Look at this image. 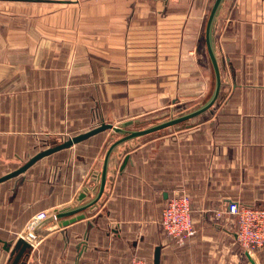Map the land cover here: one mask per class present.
<instances>
[{"label": "crops", "instance_id": "1", "mask_svg": "<svg viewBox=\"0 0 264 264\" xmlns=\"http://www.w3.org/2000/svg\"><path fill=\"white\" fill-rule=\"evenodd\" d=\"M230 1L218 10L213 44L231 88L202 120L118 145L100 200L43 228L20 264H153L156 247L159 264H252L233 219L213 217L228 201L264 206V0ZM224 17L236 22L218 24ZM202 19L197 0H0V176L49 136L101 122L132 120L133 129L179 94L203 92L205 101L213 75L205 41L203 73L194 51ZM119 137L98 132L0 182V264L39 213L93 196ZM179 193L195 228L180 244L160 227ZM248 254L264 264V248Z\"/></svg>", "mask_w": 264, "mask_h": 264}, {"label": "water", "instance_id": "2", "mask_svg": "<svg viewBox=\"0 0 264 264\" xmlns=\"http://www.w3.org/2000/svg\"><path fill=\"white\" fill-rule=\"evenodd\" d=\"M222 2L223 0L213 1L211 8L209 10V13L207 15V18H206V22H205L204 41H205L207 56L209 58L212 71H213L214 82H213V88H212V91L209 97L201 105L185 113L172 116L166 120L156 122L142 129L128 128L132 124L133 122L132 120L124 121L119 125H113L112 123H109V122H101L99 125L83 133L73 135L59 143L53 144L51 146H48L42 149L41 151H38L33 156H31L25 163H23L21 166L0 176V182H3L12 177H15L21 174L22 172H24L27 168H29L32 164H34L36 161H38L42 157H45L63 148L70 147L78 142H81L82 140H85L86 138L98 132L105 131V130H111L112 133H116L120 135L119 138L115 139L114 141L110 143V145L105 151L104 158L102 161L101 171L98 176V181H99L98 187L96 188V191L94 192L93 196L87 201H85L84 203L55 211V213H52L51 215H46L44 218L36 221L24 235L18 237L15 240V242L13 243L12 246H10V248L6 247V249L10 250L9 264H20L21 263L24 255L31 248L33 239L37 236V234L43 228L51 225L54 222L56 223L59 220L64 221L66 220L65 218H73L74 216L81 214L83 211L93 207L98 202V200H100V198L103 195L104 188H105L110 155L118 145L126 141L135 139L137 137L149 135L154 132L160 131L164 128L172 127L179 123L186 122L194 118L195 116L203 113L204 111L208 110L216 102L219 92H220L221 75H220V70L218 66L217 56L215 53V47L213 44L212 32H213L214 21H215V18L217 16L218 10ZM79 196L80 198H82L84 196V192H82ZM246 256L249 258L252 264H255L253 259L248 254V252L246 253ZM153 264H159V247L155 248Z\"/></svg>", "mask_w": 264, "mask_h": 264}, {"label": "built area", "instance_id": "3", "mask_svg": "<svg viewBox=\"0 0 264 264\" xmlns=\"http://www.w3.org/2000/svg\"><path fill=\"white\" fill-rule=\"evenodd\" d=\"M45 216V213H39L36 220ZM227 216L232 218L236 225V238L242 249L249 252L264 248V206L255 207L238 201H228L222 209L214 212L213 217L220 220ZM160 227L167 236L179 244L195 233L188 195L179 193L167 199L161 210ZM128 264L147 263L133 257Z\"/></svg>", "mask_w": 264, "mask_h": 264}, {"label": "rangeland", "instance_id": "4", "mask_svg": "<svg viewBox=\"0 0 264 264\" xmlns=\"http://www.w3.org/2000/svg\"><path fill=\"white\" fill-rule=\"evenodd\" d=\"M213 1L214 0H197V4H200L201 2L203 3V19H202L201 29H200V33H199L198 42H197V44H199V45L197 46V48L194 49V51H195V53L197 55L196 56V59H197L196 60V63L198 64V67L200 68V70H201L202 73H203V47H204L203 41H204V28H205V22H206L207 15L209 13V10L211 8V5H212ZM230 3H231V1L229 0L228 5ZM216 19H217V16H216L215 21H214L213 32H214V30H215V28L217 26V24L215 25ZM235 22L236 21L234 19H232V17H230V18L224 17L222 20L219 21L218 24H220V23L221 24H225V23H235ZM213 32H212V36H213ZM199 59H201V63H200ZM184 67H185V69H184L185 71L189 70V68L186 67L185 65H184ZM223 69H224V65H223ZM219 70H220V67H219ZM192 71H193V69H192ZM212 73H213V71H212V67H211V74ZM228 73L229 72H228V69H226V67H225V69L223 71L220 70V74H221V77H222L221 78L222 81H221L220 89L223 91V94H226V89L228 87L231 88V82L229 80L230 77H229ZM192 76H193V74H192ZM210 81H211L210 91L207 94L206 99L209 97V95H210V93L212 91V88H213V82H214L213 75H212V78H211ZM183 85L184 86H187V83H184ZM222 91H221V93H222ZM183 92H187V91H183ZM196 92H197V94H193V95L179 94V96H176L175 99L172 100V101H174V103H172V101H169L168 103H165L169 107H166V109H163L162 112H158L156 115H153V114H147V115H145L142 118L141 123L135 125L133 128L134 129H142V128L147 127V126H150V125H152V124H154L156 122H159V121H162V120H166V119H168V118H170L172 116H176V115L185 113V112H187V111H189L191 109L196 108L197 106L201 105L204 102L203 101V92L202 93H199V91H196ZM220 98L218 97L217 99H220ZM153 104H154V100L153 99L151 100V103L150 102H145V105H149V107L152 106ZM214 104L209 109H211L214 106ZM170 109H171V111H170ZM208 110H206V111H208ZM204 113H205V111L203 113L195 116L194 118L186 121V122H183L181 124H177V126H172V127L164 128V129H162L160 131L154 132V133L149 134V135L160 134L162 132L168 131L169 129L170 130H174L175 128L177 129L178 127H182L185 124L191 123V121L202 120L205 117V114ZM73 135L74 134L59 135V136H49L47 138L46 143H44L42 145H38L36 147V149L40 151V150H42V149H44V148H46L48 146H51V145L56 144V143H58L60 141H63V140H65L68 137H71ZM116 135H118V134H116ZM145 136H147V135H145ZM36 149H34L33 152ZM55 161H56V158H53L50 161V164L52 165ZM26 230H28V229H26ZM26 232L27 231H25V233Z\"/></svg>", "mask_w": 264, "mask_h": 264}, {"label": "trees", "instance_id": "5", "mask_svg": "<svg viewBox=\"0 0 264 264\" xmlns=\"http://www.w3.org/2000/svg\"><path fill=\"white\" fill-rule=\"evenodd\" d=\"M183 123V122H182ZM179 124H181V123H179Z\"/></svg>", "mask_w": 264, "mask_h": 264}]
</instances>
